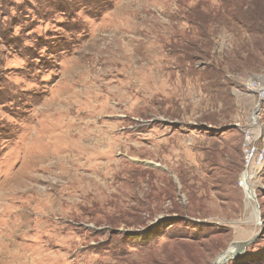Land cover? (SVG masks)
I'll return each instance as SVG.
<instances>
[{
  "label": "rangeland",
  "instance_id": "obj_1",
  "mask_svg": "<svg viewBox=\"0 0 264 264\" xmlns=\"http://www.w3.org/2000/svg\"><path fill=\"white\" fill-rule=\"evenodd\" d=\"M258 74L264 0H0V264H264Z\"/></svg>",
  "mask_w": 264,
  "mask_h": 264
},
{
  "label": "built area",
  "instance_id": "obj_2",
  "mask_svg": "<svg viewBox=\"0 0 264 264\" xmlns=\"http://www.w3.org/2000/svg\"><path fill=\"white\" fill-rule=\"evenodd\" d=\"M250 97L251 112L242 124V164L238 185L246 189L264 171V75L249 77L240 87Z\"/></svg>",
  "mask_w": 264,
  "mask_h": 264
},
{
  "label": "bare ground",
  "instance_id": "obj_3",
  "mask_svg": "<svg viewBox=\"0 0 264 264\" xmlns=\"http://www.w3.org/2000/svg\"><path fill=\"white\" fill-rule=\"evenodd\" d=\"M111 145V144H110ZM91 148V147H90ZM96 149V148H95ZM94 149V150H95ZM97 150H98V148H97ZM96 150V151H97ZM107 154V153H106ZM249 184V183H248ZM246 185V193H247V196H248V198H250L251 200H254V190L251 188V186L250 185ZM228 252V253H227ZM231 253H232V248L230 249L229 248V250H227L225 253H223L222 255H220V256H218L216 259H215V261L213 262V264H224V262H225V260H226V258L227 257H229L230 255H231Z\"/></svg>",
  "mask_w": 264,
  "mask_h": 264
},
{
  "label": "trees",
  "instance_id": "obj_4",
  "mask_svg": "<svg viewBox=\"0 0 264 264\" xmlns=\"http://www.w3.org/2000/svg\"><path fill=\"white\" fill-rule=\"evenodd\" d=\"M167 219H161L159 222H158V226H159V228H161L163 225H169V224H167ZM154 235L155 236H159V231H155L154 232Z\"/></svg>",
  "mask_w": 264,
  "mask_h": 264
},
{
  "label": "water",
  "instance_id": "obj_5",
  "mask_svg": "<svg viewBox=\"0 0 264 264\" xmlns=\"http://www.w3.org/2000/svg\"><path fill=\"white\" fill-rule=\"evenodd\" d=\"M225 252H226V251H225ZM225 252H223V253H225ZM223 253H222V254H223ZM227 253H228V252H227ZM222 254H220V255H222ZM220 255H219V256H220ZM229 257H230V256H229ZM229 257H228L227 259H229ZM227 259H226V260H227Z\"/></svg>",
  "mask_w": 264,
  "mask_h": 264
}]
</instances>
